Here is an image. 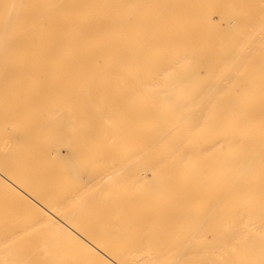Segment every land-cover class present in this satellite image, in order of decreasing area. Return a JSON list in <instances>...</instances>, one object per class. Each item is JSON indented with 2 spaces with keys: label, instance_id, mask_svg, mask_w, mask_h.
I'll list each match as a JSON object with an SVG mask.
<instances>
[{
  "label": "bare ground",
  "instance_id": "obj_1",
  "mask_svg": "<svg viewBox=\"0 0 264 264\" xmlns=\"http://www.w3.org/2000/svg\"><path fill=\"white\" fill-rule=\"evenodd\" d=\"M0 264H264V0H0Z\"/></svg>",
  "mask_w": 264,
  "mask_h": 264
}]
</instances>
